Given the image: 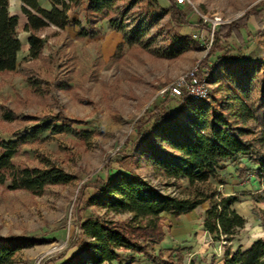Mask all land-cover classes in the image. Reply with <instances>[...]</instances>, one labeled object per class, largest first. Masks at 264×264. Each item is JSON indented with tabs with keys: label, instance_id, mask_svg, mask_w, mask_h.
I'll use <instances>...</instances> for the list:
<instances>
[{
	"label": "rangeland",
	"instance_id": "rangeland-1",
	"mask_svg": "<svg viewBox=\"0 0 264 264\" xmlns=\"http://www.w3.org/2000/svg\"><path fill=\"white\" fill-rule=\"evenodd\" d=\"M140 1L121 0L118 5L127 11L126 30L141 32L142 45L124 43L122 34L113 30L107 19L84 11V1L69 12V27L62 30L49 26L39 32L44 49L38 59H27L29 45L24 39L18 69L0 74V141L29 134L35 122L26 121V117L72 120L66 121L70 131H49L30 139L21 146L14 162L29 167H44L50 162L73 175V182L48 186L39 196L25 190L10 191L7 184L0 186V240L22 247L13 264H46L68 250L67 256H73L72 246L80 245L82 239L78 220L83 210L77 208L78 202L80 208L84 206L93 184L105 176L103 166L110 164L113 171L121 168L124 147L137 120L154 100L167 97L171 84L196 72L197 65L209 56L215 29L243 18L249 10L264 7V0H187L195 12L190 20H200L201 26L178 27L169 23L166 13L153 17L141 13ZM160 4L164 8L169 5L163 0ZM217 21L220 24L213 28ZM22 29L21 24L20 32ZM175 32L186 40L175 38ZM242 32L246 45L242 46L236 37L222 43L223 47L235 48L229 61L217 59L224 56V52L217 51L210 56L202 79L189 81L206 80L208 100L214 97L223 105L229 104L220 74L231 70L232 63L246 66L255 62L264 67V35L255 37L258 29L254 17ZM170 106L175 108L177 104L172 102ZM8 111L15 116L11 121L4 118ZM246 126L257 131L252 121ZM154 148L171 151L155 133L133 149L132 169L142 178L161 193L182 199L200 194L234 196L238 202L233 208L246 223L231 241H225L204 230L209 202L179 218L165 214L161 221L165 239L150 253L159 254L168 264H224L228 250L245 251L264 240L259 217L264 209L262 180L256 176L253 161L238 157L225 162L220 175L223 184L212 179L192 186L186 179L166 177L154 164ZM84 186L89 188L82 192ZM87 208L106 220L129 222L132 218L110 213L100 205ZM88 254L84 248L80 257ZM120 254L129 257L131 253Z\"/></svg>",
	"mask_w": 264,
	"mask_h": 264
},
{
	"label": "trees",
	"instance_id": "trees-1",
	"mask_svg": "<svg viewBox=\"0 0 264 264\" xmlns=\"http://www.w3.org/2000/svg\"><path fill=\"white\" fill-rule=\"evenodd\" d=\"M47 1L51 5L49 10L42 7L40 0H21V11L27 19L24 29L29 33L28 60L38 59L43 52L44 40L39 32L49 26L62 30L69 27L72 24L69 12L81 6L84 1V11L107 19L111 28L122 34L124 43L131 46L142 45L141 32L130 33L126 30L127 11L118 5L121 0ZM161 1L141 0L139 11L150 17L166 13L169 15V23L178 27L201 26L200 20H190V15L195 12L191 11L187 3L180 6L175 0H163L169 3L164 8ZM9 7V0H0V74L12 73L18 69V55L22 50L18 32L19 19L10 14ZM250 17L256 20L258 32L255 37L263 36L264 7L249 10L239 20L221 24L212 33L209 56L186 79H202L210 56L217 51L224 52V56L217 59L223 57L224 61H229L235 48L223 47V42L236 37L242 46L246 45L242 29L248 26ZM204 29L212 31L208 27ZM174 37L180 41L186 40L180 32H175ZM236 51L240 53L239 48ZM240 58L238 56L237 59ZM245 65L232 63L229 67L231 70H224L220 74L223 89L229 94L228 105H223L214 97L212 100H195L185 90L180 97L166 92L167 97L163 100H154L137 120L127 138L121 168L113 171L110 164L103 166L105 176H100L93 184V190L89 191V198L84 206L80 208L78 202L77 208L79 211L83 210V215L78 220L82 239L80 245L72 248L76 247L79 252L67 257L68 250L46 264H124L125 260L132 259L133 254H141L150 264H168L159 254L150 253L165 239L161 223L163 215L179 218L192 213L205 202H209V208L203 222L204 230L217 240L223 237L225 241H231L246 223L233 208L238 202L236 197L200 194L192 199H182L163 194L132 169L131 154L147 135L157 134L162 142L169 145L171 151L154 148L152 157L155 166L166 177L186 179L192 186L206 184L212 179L223 184L220 175L225 169V162L238 157L249 158L256 166V176L262 180L261 198L264 204V67L255 62ZM241 66L242 71L239 70ZM172 102L177 107L172 108ZM14 117L12 111L4 115L7 121ZM24 119L35 122L29 134L17 136L16 140L0 141V186L7 184L10 191L25 190L39 196L48 186L73 182V175L50 162H45L44 167L20 166L14 162L21 146L30 139L49 131H70L72 128L66 121L72 120L63 117ZM55 121L60 124L56 126ZM250 121L255 124L256 132L246 126ZM242 174L243 172L238 177L241 178ZM85 188L89 186H84L82 192ZM90 205H100L110 213L128 214L132 218L129 222L106 220L88 210L87 206ZM259 217L264 228V209ZM21 248L18 244L0 240V264H13ZM84 248L89 254L81 258ZM120 253L131 254L128 257ZM223 260L224 264H264V240L256 241L245 251L239 249L232 253L228 250Z\"/></svg>",
	"mask_w": 264,
	"mask_h": 264
},
{
	"label": "built area",
	"instance_id": "built-area-1",
	"mask_svg": "<svg viewBox=\"0 0 264 264\" xmlns=\"http://www.w3.org/2000/svg\"><path fill=\"white\" fill-rule=\"evenodd\" d=\"M175 1L180 6L184 5L187 2V0H175ZM219 24H220V21L213 22V28H215ZM194 37H197V36H194ZM192 74L193 73L191 72V75ZM186 76L181 77L175 83L171 84L168 88V92H170L172 96L180 97L182 96L185 90L187 95L195 100L207 99L208 93H207L206 87L208 84L206 80H203L200 83L189 82L186 79Z\"/></svg>",
	"mask_w": 264,
	"mask_h": 264
},
{
	"label": "crops",
	"instance_id": "crops-1",
	"mask_svg": "<svg viewBox=\"0 0 264 264\" xmlns=\"http://www.w3.org/2000/svg\"><path fill=\"white\" fill-rule=\"evenodd\" d=\"M9 2H10V7H9L10 14L13 15V16H17L18 19H19L18 32H19V38H20V40L22 42V47H23L24 39L26 40L27 45H29L28 44L29 33L26 32L25 29H24L25 24L27 22V19H26V16L21 11L22 2H21V0H9ZM40 2H41V5H42L43 8H45L47 10L51 9V5H50V3L47 0H40ZM21 24H22V28H23L22 32H20ZM21 51H20V53H21ZM157 247H159V246H157ZM160 247H161V245H160ZM70 251H72L76 255L79 252V249H77L75 247V248H72ZM131 257H132V259L129 260L130 264H150L141 254H133ZM136 257H141L142 259L139 260L140 258L138 259Z\"/></svg>",
	"mask_w": 264,
	"mask_h": 264
}]
</instances>
